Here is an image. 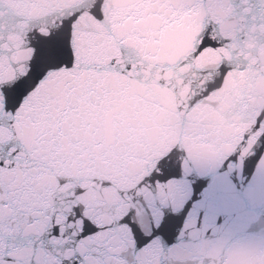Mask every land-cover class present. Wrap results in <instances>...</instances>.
<instances>
[{"label":"snow or ice","instance_id":"1","mask_svg":"<svg viewBox=\"0 0 264 264\" xmlns=\"http://www.w3.org/2000/svg\"><path fill=\"white\" fill-rule=\"evenodd\" d=\"M261 143L264 0H0V264H264L168 243Z\"/></svg>","mask_w":264,"mask_h":264},{"label":"water","instance_id":"2","mask_svg":"<svg viewBox=\"0 0 264 264\" xmlns=\"http://www.w3.org/2000/svg\"><path fill=\"white\" fill-rule=\"evenodd\" d=\"M264 156V143L245 161L241 174L220 177L213 173L196 174L195 191L185 210L176 219L175 234L168 239L176 244L187 220H196L210 239L227 238L232 243L264 238V170L258 167Z\"/></svg>","mask_w":264,"mask_h":264}]
</instances>
